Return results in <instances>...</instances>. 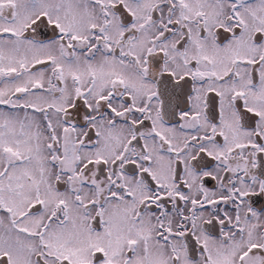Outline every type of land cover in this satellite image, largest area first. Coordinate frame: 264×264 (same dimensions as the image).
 <instances>
[{"label": "snow or ice", "instance_id": "6c2138e0", "mask_svg": "<svg viewBox=\"0 0 264 264\" xmlns=\"http://www.w3.org/2000/svg\"><path fill=\"white\" fill-rule=\"evenodd\" d=\"M0 264H264V0H0Z\"/></svg>", "mask_w": 264, "mask_h": 264}]
</instances>
